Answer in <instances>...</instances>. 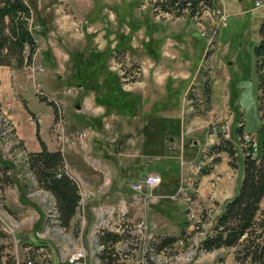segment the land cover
I'll return each mask as SVG.
<instances>
[{
  "label": "rangeland",
  "instance_id": "rangeland-1",
  "mask_svg": "<svg viewBox=\"0 0 264 264\" xmlns=\"http://www.w3.org/2000/svg\"><path fill=\"white\" fill-rule=\"evenodd\" d=\"M29 2L38 31L33 64L17 67L12 58L11 65L5 66L26 68L30 77L27 108L32 118L43 116L45 133L50 130L48 114L58 112L49 97L60 103L67 133L72 124L75 126L72 139L86 132L81 144L63 151L66 171L80 184L84 199L68 226L61 221L44 238L38 237L43 224L55 219L56 204L52 195L45 194L49 191L38 184L28 155H16L20 141L13 124H7L14 152L6 156L1 152V157L16 169L24 166L31 170V178L25 169L21 180L31 202L48 214L47 221L37 212L31 221L23 222L2 207L0 218L7 224L15 223V217L20 221L15 227L19 245H27L23 240H47L58 264H67L74 247H85L86 264H97V256L98 264H145V239L122 255L120 242L117 247L100 250V242L98 247H86L97 222V207L119 209L125 202L128 219L132 223L144 219L149 235H182L183 244L151 249L156 253L165 250L161 256L169 264L176 263V254L188 250L193 240V246L199 244L197 253L191 262L182 264H252L248 259L236 260L242 247L206 250L201 232L212 234L210 222L219 216L229 184L237 193L242 182L247 142L258 147L261 139L255 46L260 40L264 0H214L212 6L199 7L196 15L188 10L165 12L157 0ZM82 69L88 76L76 80L73 74ZM109 69L120 75L123 89L131 91V108L116 109L101 102ZM13 111L26 123L22 107ZM261 114L264 118V109ZM4 115L0 112V120ZM225 146L233 149V156ZM153 172L162 175L160 185L141 192L131 189L134 182ZM1 182L0 175V195ZM85 189L93 192L89 199H85ZM191 213L195 214L192 219ZM36 222L40 227L35 233L31 228L21 233L24 225ZM93 234H98L96 228ZM130 236L127 232L124 239ZM1 237L0 260L5 256L12 263L15 253L22 256L23 247H14L11 233Z\"/></svg>",
  "mask_w": 264,
  "mask_h": 264
},
{
  "label": "trees",
  "instance_id": "trees-1",
  "mask_svg": "<svg viewBox=\"0 0 264 264\" xmlns=\"http://www.w3.org/2000/svg\"><path fill=\"white\" fill-rule=\"evenodd\" d=\"M213 1L157 0L160 9L165 12L181 14L188 10L191 15L198 14L201 6H212ZM33 8L29 0H0V65H11L12 58L15 59L17 67L32 63L38 47V31L33 23ZM40 21L44 20L40 19ZM41 23L44 25V22ZM41 32L44 30L42 29ZM259 32L260 40L255 46L259 78L258 107L262 119V125L258 131L261 137L259 151L252 146L245 148L244 173L238 191L225 202L213 226L212 234L202 242V247L206 250L220 247H242L240 252H237L236 260L243 262L248 259L252 264H264V209L261 208V201L264 198V118L261 114L264 109V18ZM108 72L106 75L110 77L106 78L107 91L101 97L103 100L101 102L116 109L124 106L131 108L133 102L128 99L131 91L123 89L118 73L110 69ZM74 76L76 80H79L88 75H85L82 69L74 73ZM105 98L108 101L105 102ZM48 99L50 103L52 102L51 104H56L53 98ZM56 110H58L57 104ZM37 137L41 142L42 150L28 153L29 168L35 173L38 184L54 197L59 221L68 226L77 209L79 210L80 204L82 205L80 187L76 179L66 171L63 152L60 149L55 151L48 149L40 136L39 127ZM224 148L231 156L234 155L232 148L228 146ZM106 228L109 227H102L99 233ZM157 237L151 249L174 245L182 238V235ZM120 238L118 234L107 230L100 234L99 241L104 247H114V243Z\"/></svg>",
  "mask_w": 264,
  "mask_h": 264
},
{
  "label": "crops",
  "instance_id": "crops-1",
  "mask_svg": "<svg viewBox=\"0 0 264 264\" xmlns=\"http://www.w3.org/2000/svg\"><path fill=\"white\" fill-rule=\"evenodd\" d=\"M25 69L26 68L19 69L16 67L0 65V105H1L0 111L10 118L11 122L13 123L15 137L18 139V141H20L19 148L16 149V151L18 150L17 151L18 153L16 155L24 156V157H26L28 153L30 152H38L42 150L41 142L37 137L38 127H39L40 136L42 140L46 143L49 150L55 151L60 148L59 142L56 139L55 134L52 130V125L55 119L54 113L48 114L49 121H50V130L47 133L43 131V128L41 125L43 116L40 115L41 121L39 123L31 122L32 112L31 110L27 108L28 102L26 98L27 97L26 89L29 86L30 77L28 76L27 71ZM16 107H22L23 111L27 114L26 123H21L15 116V113L13 110ZM74 127L75 126L72 124V126L68 130V135L71 138H73L74 136L73 134ZM76 144H80V143H76ZM0 146H1V143H0ZM72 146L73 145H71V147ZM72 149L73 148L69 147V153H71ZM1 152L2 151L0 147V160L2 161V163L0 164V175L3 178V182L1 183L4 186L2 187L3 193L0 195V211L3 209L2 207H4L10 213L14 214V216L20 217L19 219H22L23 222L31 221L34 218L35 214L39 212L41 213L40 214L41 218L43 215V219L47 221L48 214L47 213L45 214L42 211L40 212L39 211L40 208L36 207L33 201L31 202L27 194V187L24 186V183L21 180L22 175H23L22 172H24V170L26 169V175L30 177L31 170H29L28 168L24 166L23 167L20 166L21 168H24V169L20 170L18 166L16 169V166L12 162L7 161L6 159L1 157ZM75 172L77 173L76 170ZM228 173L230 174V171H228ZM223 183L224 185H226V183L228 182L224 180ZM78 185L80 187L79 183ZM227 187H228V184H227ZM80 190H82L81 187H80ZM227 192H228V196H227L228 198L224 199V201L222 202L220 206V210L218 211V215L222 212L225 202L236 194L233 191V186H230V184H229V189L227 190ZM25 207H27L26 210L24 209ZM261 208L264 209V198L261 201ZM216 217L218 216L216 215ZM216 217L210 222V225L212 226L211 230H213V226L217 220ZM46 221H44V223ZM38 225L40 227V222H36L31 225L27 223V225L23 226L21 233H26L29 228H31L33 232L35 233V231L39 229ZM109 229L108 231L112 233H116L121 237L120 240L116 242V245H114V247L115 246L117 247L119 242L121 246H118V247H125V242H126V246H134V243H133L134 238L124 239V236H126V231L117 232V231L109 230ZM105 231L107 230H103L100 233L97 232L98 233L96 234L97 240L93 232H90V241H89V244L86 245V247H98V242H100L99 236ZM165 235L179 236L180 234L178 235V234L165 233L162 236H165ZM205 237H207V235ZM40 240L41 241L39 243H33L30 241H26V240H23V242L27 244H34V245L45 244L49 242L43 239H40ZM0 247H3L2 237H0ZM99 247H104V245L100 244ZM96 260L100 261L99 256L96 257Z\"/></svg>",
  "mask_w": 264,
  "mask_h": 264
},
{
  "label": "built area",
  "instance_id": "built-area-1",
  "mask_svg": "<svg viewBox=\"0 0 264 264\" xmlns=\"http://www.w3.org/2000/svg\"><path fill=\"white\" fill-rule=\"evenodd\" d=\"M261 3L258 2V5ZM33 64V63H32ZM40 64H38V67ZM58 107V112L55 116L52 130L55 133L56 137L58 138L60 150L63 152L66 147L75 145L76 143H82L86 136V132H79L78 135H76L75 139L70 138L67 134V127L68 122L66 120V117L61 111L60 103L56 102ZM41 121L40 115L34 116V118H31V122L33 123H39ZM6 124H13L10 120V118L7 115H4V120H0V141L2 142V153L6 156V154L10 155L14 152V147L9 145L8 141V132H6ZM247 146H252L257 150V144L248 141ZM162 181V175L158 172H153L145 175V177L137 182H134L131 185V189L135 192H141L146 188H153L158 185H160ZM93 194L92 191H88L85 189V199H89L91 195ZM126 203L123 202L119 209H116V207H107V206H98V217L97 222L95 223L92 232H95V228L97 226H100L101 220H103L105 217H112V226L109 230L114 231H126V233H130L131 236L129 238H134V246H126L120 248L119 254L122 255L123 253H126L130 249V247H137L140 242L145 239L147 240V245H145L143 249V260L145 264H160L161 262V253L160 256H153L151 254V245L154 244L156 241L155 235H149L148 234V225L147 222L144 219H141L135 223H132L130 219L127 217V210ZM10 216H14V214L10 213ZM195 216L194 213L190 214V219H192ZM199 220L197 219V222ZM19 219L15 217V223L7 224L5 221V218H0V237L3 233H11L14 238V247H23V254L22 256H19L18 253L14 254L13 262H9L8 259L3 256L0 260V264H40L38 261L44 262L46 261L47 264H58L54 263L52 256H51V244L45 243L40 245H19V239L17 238L15 234V227L19 226ZM115 224H118V226H115ZM13 225V226H12ZM50 224H43V227L37 231V236L40 238H44V235H46L49 232ZM203 234V237L205 238L206 234L205 232H201ZM191 235V231H188V236ZM186 241L183 240V238H180L177 243H185ZM191 242L189 246V249L182 253H177V262L176 263H170V264H182V262H191V259L194 258V256L197 253V247H199V244L197 243V246H193L196 240L189 241ZM165 251V250H163ZM25 253V254H24ZM71 254L67 257V264H86V249L85 247H74V249L70 252ZM124 261V260H123ZM143 263V262H142ZM124 264V263H123Z\"/></svg>",
  "mask_w": 264,
  "mask_h": 264
},
{
  "label": "bare ground",
  "instance_id": "bare-ground-1",
  "mask_svg": "<svg viewBox=\"0 0 264 264\" xmlns=\"http://www.w3.org/2000/svg\"><path fill=\"white\" fill-rule=\"evenodd\" d=\"M2 116V115H1ZM7 125V124H6ZM8 125H10V124H8ZM8 127H6V132H7V129ZM11 130H12V128H11ZM14 131V130H13ZM10 133V132H9ZM14 137V136H13ZM9 138V137H8ZM45 194H49V193H47V192H45ZM83 199H84V196L82 195V201H83ZM85 201V200H84ZM54 203H55V200H54ZM54 215H55V219H54V217H53V219L51 220L52 222L50 223V221H48V223L47 224H50V228H49V231L53 228L54 230L56 229V227H58L57 226V224L60 226L61 224H60V221H59V218H58V215H57V213H56V209H55V206H54ZM1 218H2V216H1ZM12 219V218H11ZM12 223V222H11ZM112 225V217H105L103 220H101V222H100V226H97L96 227V232H99L100 230H101V228L102 227H110ZM58 231V230H57ZM56 232V231H55ZM181 244H183V243H181ZM101 249V247H98V250H100ZM162 253L164 252L163 250L161 251ZM160 252V253H161ZM160 253H156V252H154L153 250H151V254L153 255V256H160ZM96 262H97V264H98V262H99V260H96ZM160 264H169V262L168 261H164L163 260V258H162V256H161V262H160Z\"/></svg>",
  "mask_w": 264,
  "mask_h": 264
},
{
  "label": "water",
  "instance_id": "water-1",
  "mask_svg": "<svg viewBox=\"0 0 264 264\" xmlns=\"http://www.w3.org/2000/svg\"><path fill=\"white\" fill-rule=\"evenodd\" d=\"M77 108H79V105H77ZM150 206H152V207H153V204H151Z\"/></svg>",
  "mask_w": 264,
  "mask_h": 264
}]
</instances>
